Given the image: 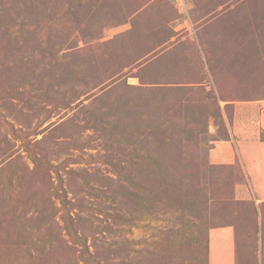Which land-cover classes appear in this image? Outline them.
Returning a JSON list of instances; mask_svg holds the SVG:
<instances>
[{
    "label": "rangeland",
    "instance_id": "rangeland-1",
    "mask_svg": "<svg viewBox=\"0 0 264 264\" xmlns=\"http://www.w3.org/2000/svg\"><path fill=\"white\" fill-rule=\"evenodd\" d=\"M255 104L264 0H0V264H264L261 145L209 159Z\"/></svg>",
    "mask_w": 264,
    "mask_h": 264
},
{
    "label": "crops",
    "instance_id": "crops-1",
    "mask_svg": "<svg viewBox=\"0 0 264 264\" xmlns=\"http://www.w3.org/2000/svg\"><path fill=\"white\" fill-rule=\"evenodd\" d=\"M231 140L216 141L209 150L213 164H234L239 158L250 176L251 185L257 188L260 178L253 174L255 157L252 144L261 145L260 160L264 162V142L259 137L264 133V105H235L232 125L227 122ZM257 171V169H256ZM263 190V189H262ZM233 231L230 227L211 229L208 233V264H234Z\"/></svg>",
    "mask_w": 264,
    "mask_h": 264
},
{
    "label": "trees",
    "instance_id": "trees-1",
    "mask_svg": "<svg viewBox=\"0 0 264 264\" xmlns=\"http://www.w3.org/2000/svg\"><path fill=\"white\" fill-rule=\"evenodd\" d=\"M207 249H208V247H207Z\"/></svg>",
    "mask_w": 264,
    "mask_h": 264
}]
</instances>
